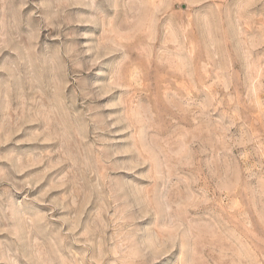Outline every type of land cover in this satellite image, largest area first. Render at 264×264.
Masks as SVG:
<instances>
[{"label":"rangeland","instance_id":"obj_1","mask_svg":"<svg viewBox=\"0 0 264 264\" xmlns=\"http://www.w3.org/2000/svg\"><path fill=\"white\" fill-rule=\"evenodd\" d=\"M0 264H264V0H0Z\"/></svg>","mask_w":264,"mask_h":264}]
</instances>
